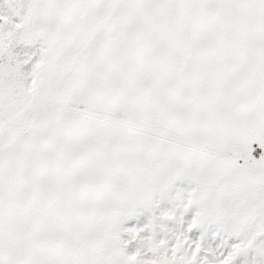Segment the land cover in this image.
<instances>
[{
	"label": "snow or ice",
	"instance_id": "1",
	"mask_svg": "<svg viewBox=\"0 0 264 264\" xmlns=\"http://www.w3.org/2000/svg\"><path fill=\"white\" fill-rule=\"evenodd\" d=\"M0 264H264V0H0Z\"/></svg>",
	"mask_w": 264,
	"mask_h": 264
}]
</instances>
